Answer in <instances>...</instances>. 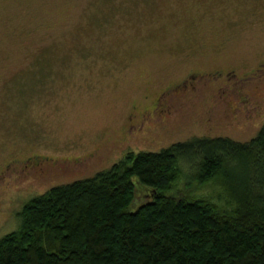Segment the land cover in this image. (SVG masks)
Returning a JSON list of instances; mask_svg holds the SVG:
<instances>
[{
    "label": "rangeland",
    "instance_id": "obj_1",
    "mask_svg": "<svg viewBox=\"0 0 264 264\" xmlns=\"http://www.w3.org/2000/svg\"><path fill=\"white\" fill-rule=\"evenodd\" d=\"M178 84L149 134L128 137L127 115ZM263 122L264 0H0V237L29 198L127 150L246 141ZM33 156L48 158L43 175H7Z\"/></svg>",
    "mask_w": 264,
    "mask_h": 264
},
{
    "label": "trees",
    "instance_id": "obj_2",
    "mask_svg": "<svg viewBox=\"0 0 264 264\" xmlns=\"http://www.w3.org/2000/svg\"><path fill=\"white\" fill-rule=\"evenodd\" d=\"M16 215L0 264H264V122L127 152Z\"/></svg>",
    "mask_w": 264,
    "mask_h": 264
},
{
    "label": "flooded vegetation",
    "instance_id": "obj_3",
    "mask_svg": "<svg viewBox=\"0 0 264 264\" xmlns=\"http://www.w3.org/2000/svg\"><path fill=\"white\" fill-rule=\"evenodd\" d=\"M244 79L241 81L242 84L245 83ZM181 87L183 86L180 83ZM179 84L178 85H169L166 86L164 88H162L160 91H158L156 98L154 100V103L152 104V106L149 109L143 110L138 112L139 114H134V113H130L129 115H127L126 117V132H127V136L128 137H134V136H139V135H143V136H147L149 134V132L151 131L152 127L156 125V120H161L162 115H164L165 113H167V107L166 106H162L163 103H166L162 98H165L168 95H173L174 97L177 96L176 93L180 92L182 90ZM177 87V88H176ZM160 118V119H159ZM100 150V147H95L94 148V152L98 154V152ZM130 152V150H127L125 153ZM93 153L91 154H87L85 157H90V155L92 156ZM96 154V155H97ZM34 157V156H33ZM30 157H25L23 159H15L12 160L11 162H7L5 163L4 167L10 168V171L7 172V175H14V178H16L17 174H24L25 171L27 169L30 168H35V169H39L40 172L42 173V175L44 174L42 172V168L43 165L45 164V161H48V158H41V159H37V158H33V159H29ZM72 159H70L69 161H71ZM68 160H57V159H52L50 161L51 166H49V164L46 165L47 168L50 169H54V174H56L59 171V166L61 170H64V166H65V162H67ZM76 161L75 163H80L82 161V158L77 159L74 158L72 162ZM22 162H26L27 164H23L22 166H20L19 163ZM19 164V165H18ZM58 166V167H57ZM48 170V171H49ZM47 171V172H48ZM46 174V172H45Z\"/></svg>",
    "mask_w": 264,
    "mask_h": 264
}]
</instances>
